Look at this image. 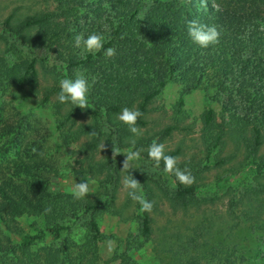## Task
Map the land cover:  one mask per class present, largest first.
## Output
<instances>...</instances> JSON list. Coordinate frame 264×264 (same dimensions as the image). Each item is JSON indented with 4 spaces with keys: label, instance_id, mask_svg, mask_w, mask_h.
<instances>
[{
    "label": "rangeland",
    "instance_id": "obj_1",
    "mask_svg": "<svg viewBox=\"0 0 264 264\" xmlns=\"http://www.w3.org/2000/svg\"><path fill=\"white\" fill-rule=\"evenodd\" d=\"M141 1L142 16L144 4L153 0ZM96 7L98 0H0V58L8 66L35 60L36 73L35 85L21 88L0 78V186L10 180L27 192L28 179L15 169L28 166L50 190L87 201L99 199L102 207L97 215L100 241L93 248L83 217L65 222L69 227L57 235L44 231L39 218L12 219L0 198V264H45L48 247L59 248L62 264H264V125L257 153L248 152L244 136L228 135L208 158L201 116L212 109L221 122L226 102L213 84V68L189 93L182 94L180 80L167 83L149 105L143 127L125 123L134 108L115 116L114 121L122 122L132 134L126 145L119 141L121 125L113 126L105 116L103 134L114 137L110 151L107 137L94 151L88 148V134L65 142L63 130L86 125L91 118L81 109L60 124L69 109L67 101L61 102V92L67 100L75 98L70 84L87 81L90 75L83 66L70 75L58 52L66 57L73 49L81 57L96 52L101 40L90 34L87 38V30L101 25L106 37L112 19L110 4L104 3L97 22ZM46 12L54 14V25L65 28L53 47L34 45L37 27L21 30L22 38L14 34L29 17ZM233 99L242 114L251 97L245 102L243 94L234 91ZM8 127L10 133L5 132ZM167 127L169 134L164 133ZM146 138L154 139L152 145L141 143ZM178 148L181 154L173 162L161 161ZM150 150L155 151V159L143 153ZM108 154L120 166L118 184L107 182ZM177 180L197 188L195 205L184 208L169 199ZM148 198L153 203L148 209L151 237L141 248L129 251V242L137 245L142 240L137 206ZM29 236L34 238L31 244L26 241ZM128 255L132 260L126 259Z\"/></svg>",
    "mask_w": 264,
    "mask_h": 264
},
{
    "label": "trees",
    "instance_id": "obj_2",
    "mask_svg": "<svg viewBox=\"0 0 264 264\" xmlns=\"http://www.w3.org/2000/svg\"><path fill=\"white\" fill-rule=\"evenodd\" d=\"M104 3L110 4L109 34L102 36L101 25L89 28L86 34L87 38L92 35L95 40H101L94 48L96 52H87L85 57L75 53L74 49L68 57L58 52L67 62L66 70L70 75L81 66L88 69L87 74L90 75L87 81L76 80V85L70 84L75 98L67 100L66 94L61 92L60 100L67 101L69 109L60 124L69 116L77 115L81 109L86 110L91 118L86 125L63 130L65 142L88 134L91 138L88 148L94 151L107 137V149L110 151L114 137L103 134V116L116 126L118 122L114 117L134 108L125 123L130 127H143L147 125L149 105L167 83L180 80L183 83L182 94L189 93L201 85L206 72L213 68V84L218 95L226 96V102L223 103L221 122L216 120L212 109L204 111L201 116L208 158L225 144L228 135L232 138L244 136L248 152L254 154L259 151L263 144L264 125V0H153L144 4L142 16L141 0H98L99 7ZM99 7L93 13L100 23L102 12ZM53 15L46 12L29 17L14 34L22 38L21 30L37 27L34 45L53 47L65 31L64 27L61 29L53 24ZM34 61L8 66L0 58L1 81L18 88L34 86ZM234 91L240 96L243 94L245 102L251 97L245 109H240L242 114L234 103ZM182 102L180 96L178 104ZM118 124L121 125L119 141L126 145L125 140L132 138V134L127 126H122V122ZM10 130L8 127L5 132L10 133ZM170 130L167 127L164 133L169 134ZM153 141V138H146L141 143L152 145ZM138 143L134 142V145ZM152 152L155 151H143L154 158ZM180 154L181 149L178 148L162 157L161 161L170 164ZM108 159L107 182L118 184L120 166L110 154ZM15 170L28 179L25 181L28 191L24 192L20 185L10 180L2 182L0 198L12 219L39 218L44 231L60 235L61 229L69 227L65 222L83 217L89 246L97 247L100 241L97 215L102 208L99 199L87 201L62 191H52L49 184L28 166L18 165ZM168 197L174 204L188 208L197 203V188L177 180ZM152 205L148 198L137 206L138 232L142 240H137V245L129 242V251L141 248L151 237L152 218L148 209ZM33 240L29 236L26 241L31 244ZM61 258L59 248L48 247L45 264H62ZM126 259L132 260L130 255ZM190 264L197 263L193 261Z\"/></svg>",
    "mask_w": 264,
    "mask_h": 264
}]
</instances>
